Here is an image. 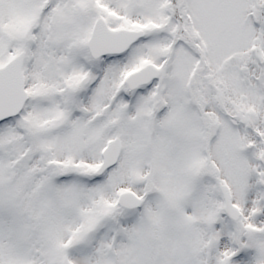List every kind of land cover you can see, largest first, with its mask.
Returning <instances> with one entry per match:
<instances>
[{
	"label": "snow or ice",
	"instance_id": "1",
	"mask_svg": "<svg viewBox=\"0 0 264 264\" xmlns=\"http://www.w3.org/2000/svg\"><path fill=\"white\" fill-rule=\"evenodd\" d=\"M0 264H264V0H0Z\"/></svg>",
	"mask_w": 264,
	"mask_h": 264
}]
</instances>
